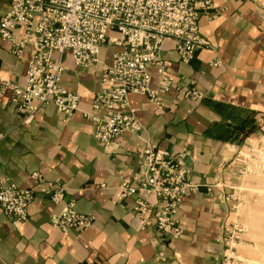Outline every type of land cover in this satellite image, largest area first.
<instances>
[{"label": "crops", "instance_id": "obj_1", "mask_svg": "<svg viewBox=\"0 0 264 264\" xmlns=\"http://www.w3.org/2000/svg\"><path fill=\"white\" fill-rule=\"evenodd\" d=\"M10 11V0H0V22ZM199 27L209 46L186 64L175 43L165 42L160 58L174 85L156 102L131 94L141 131L122 135L108 150L80 112L66 118L48 105L25 126L12 107L0 104V185L35 189L31 176L39 173L64 190L65 203L94 219L84 231L55 229L51 217L64 204L36 188L26 222L15 225L0 210V264H221L223 229L233 216L222 184H234L237 154L264 131V13L239 0H214L212 15ZM121 50L105 45L100 60L110 65ZM30 55V47L17 57L10 43L0 42L1 77L23 84ZM62 59L63 85L81 95L79 109L90 112L94 96L109 88L101 67H78L70 54ZM148 72L150 89L158 91V69ZM192 83L201 98L181 94ZM147 150L182 157L188 179L198 185L179 206L178 239L163 238L154 227L143 230L134 199L119 198L120 184L139 172Z\"/></svg>", "mask_w": 264, "mask_h": 264}, {"label": "built area", "instance_id": "obj_2", "mask_svg": "<svg viewBox=\"0 0 264 264\" xmlns=\"http://www.w3.org/2000/svg\"><path fill=\"white\" fill-rule=\"evenodd\" d=\"M264 13V0H239ZM11 11L0 22V42L11 45L19 57L26 47L30 59L20 84L0 75V104L12 107L25 126L33 124L48 105L56 107L66 118L80 112L94 128L101 147L108 150L126 133L137 135L141 126L136 109L129 102L131 94L144 95L156 102L161 93L175 83L166 73L161 50L173 41L183 63H190L201 47L209 42L200 34L201 18L212 15L214 0H10ZM21 31L17 37L15 31ZM115 34L116 37H111ZM113 45L122 50L113 55L110 65L100 60L101 49ZM70 54L78 67H101L102 82L109 88L94 96L91 111L79 109L81 95L63 85L66 68L63 56ZM161 76L158 91L150 89L149 67ZM193 85V83H192ZM185 98H201L194 88L182 90ZM182 157L166 151H145L139 172L131 181L119 186L120 200L134 199V214L143 230L154 227L163 238L178 239L182 230L177 217L184 197L197 191L188 179ZM32 181L40 193L62 212L51 217L52 226L67 233L84 231L93 223L92 216L77 213L75 203H65L62 188L47 183L34 173ZM35 189H22L6 181L0 185V210L15 225L29 217ZM155 200V202H153ZM152 221H150V219Z\"/></svg>", "mask_w": 264, "mask_h": 264}, {"label": "rangeland", "instance_id": "obj_3", "mask_svg": "<svg viewBox=\"0 0 264 264\" xmlns=\"http://www.w3.org/2000/svg\"><path fill=\"white\" fill-rule=\"evenodd\" d=\"M236 160L237 180L222 184L233 216L223 229L221 264H264V131Z\"/></svg>", "mask_w": 264, "mask_h": 264}]
</instances>
